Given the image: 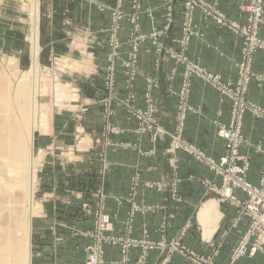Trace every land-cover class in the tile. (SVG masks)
Wrapping results in <instances>:
<instances>
[{
	"label": "rangeland",
	"instance_id": "374dc122",
	"mask_svg": "<svg viewBox=\"0 0 264 264\" xmlns=\"http://www.w3.org/2000/svg\"><path fill=\"white\" fill-rule=\"evenodd\" d=\"M140 1L143 10L151 11L150 16L147 15L146 17V14L143 13L140 15L137 24L141 34H147L143 30L145 19L148 18L153 24H157L156 15L153 14L154 10L161 11L162 24L160 26L152 25L150 32L163 30L167 25V8L173 5L170 28L166 34L157 36L155 41L146 39L141 43L133 80H130L126 75L127 71L123 65V60L128 51V46L125 45L128 33L124 29L123 33L119 34L123 44L117 49L118 58L113 63L115 69L113 89V87H109L108 81L106 88L105 77L108 67L111 66L108 61L110 53L108 30L112 23L111 8L116 5V0L110 4L106 3L105 0H39L38 72L35 75V81L36 86H39L37 96L39 105L41 108L44 106L43 112H46L45 115L48 119H46V124L43 127L42 125L38 126L34 132L35 156L41 158V161L36 171L34 197L39 207L38 212L32 217L31 264H145L146 250L155 247H163V251L166 252V256L158 258L156 264H169L172 254H181L195 264H218L216 259L220 254L219 251L224 252V254H226L225 251L228 254L231 253L230 248L233 239L230 236L220 235L224 223L223 211L218 205L219 202L214 198L216 196L211 195L205 196L204 201H212L211 204H215V206L217 203L221 217L215 225L214 232H216H213L210 237L203 236V227L199 220L200 209L197 210L198 215L195 212L189 221L187 219L174 227L171 224L173 234L164 243L134 237L132 235L134 214L138 213L143 216L155 208H151V206L149 208V206L136 200L138 187L141 184L148 188L152 186L157 189L162 187L157 185L155 181L144 180L139 168H136L130 177L126 195L114 197L117 204L126 202L128 206L130 204V207L122 221V234L115 235L112 233L114 224L105 207L106 177L111 167L108 159L110 147L130 148L141 156L150 152L141 147L143 138L148 136L152 142L167 137L169 150L173 153L180 150L174 149L172 142V135L178 122L177 102L176 117L172 127L167 128L161 125L156 112L157 100L152 96V91L160 87V80L150 76L141 67L139 57L143 43L151 42L155 54L154 68L159 72L163 67L162 63L170 58L164 57L162 54L158 55L155 52V44L164 45L174 51L180 50V37L172 39L177 44L176 46L168 45L165 41L177 24L175 18L176 4L181 6L179 11L181 22L183 21L184 0H181L182 2L179 0H167L166 2L159 0L155 8H144L142 0ZM206 1L211 2V0ZM2 3L3 5L0 7V62L6 66L9 59H15L17 76L20 78L31 66V43L29 40L31 24L27 12H22L23 8L21 7L25 3L29 8V0H2ZM124 5L126 6L125 9L129 10L127 3ZM27 8L24 7V10ZM93 10L100 13L109 12V25L107 27L103 29L93 27L95 20ZM194 23L198 26L195 20ZM123 27H129L128 21H123ZM175 33L179 35V30L176 29ZM202 37L203 33L201 32L200 37L193 36L191 40ZM187 49L188 47L185 49L186 57L200 65L197 59L189 56ZM157 58H159L158 65H156ZM181 67L182 69L179 71L176 68L170 70L169 78L167 77L169 82L178 74L181 86V75L185 71L183 66ZM200 67L205 69L201 65ZM119 76L123 77L120 90L117 88ZM138 78L144 81V88L141 92H136L135 81ZM232 81L234 80L232 79ZM254 84L256 83L254 82ZM59 85L64 86L65 91H67L63 97L57 91ZM148 91L150 92V101L146 97ZM140 99L146 106L139 107L137 105V100ZM189 105L192 107L190 102ZM41 108L39 107V109ZM149 108L152 113L150 119L163 129V133L154 134V131L149 129L150 122H142V115L144 112H148ZM106 110L109 113H106ZM117 112H120L126 121L134 123V127L131 129L120 127L115 122ZM38 113L40 114V112ZM48 115L50 116L48 117ZM107 125L115 130L107 131ZM127 131L134 134L133 142L114 141L115 135L124 134ZM262 163L261 158L260 167ZM105 165L106 169L104 170ZM173 176L170 179L169 192L172 200L179 202L182 200L178 192L181 179L177 175ZM102 213L109 216L111 229H108L106 234H94L88 237L87 233L92 231L96 217ZM88 219L92 220L90 227L83 224ZM78 222L83 225L77 226L75 223ZM127 222L130 223V228H128ZM167 226L168 224H165V227ZM129 230L130 234L126 235ZM190 234L193 237L198 235L200 241L203 239L201 241L203 248L214 242L216 246H213L214 248L210 253L201 254L187 246V241H184ZM107 237L120 238L121 241L118 239H116L117 241L108 240ZM126 237L129 238L125 239ZM108 246H117L120 249L121 256L117 261L109 262L107 260L106 248ZM131 248L141 249V254L135 261L131 260L128 255ZM99 251L101 257L98 261H94L92 258L91 262L90 256Z\"/></svg>",
	"mask_w": 264,
	"mask_h": 264
},
{
	"label": "crops",
	"instance_id": "0c3cea01",
	"mask_svg": "<svg viewBox=\"0 0 264 264\" xmlns=\"http://www.w3.org/2000/svg\"><path fill=\"white\" fill-rule=\"evenodd\" d=\"M105 2L110 4L113 3L114 0H105ZM158 2L159 0H142V5L144 8H155ZM217 2L219 9L229 18L237 21L241 25L247 23L246 13L242 9L243 4L247 2L246 0H217ZM180 7V4H176L175 18L177 24L169 33V36L165 41L168 45L176 46L177 44L172 41V39L180 37V27L182 24L179 11ZM153 14L156 15L157 24H153L151 20L150 23L148 18L145 19L143 26L144 32H150L152 25L160 26L162 24L161 11L154 10ZM93 16L95 18L93 27L103 29L109 25L108 11L100 13L93 10ZM194 20L203 33V37L193 38L189 42L187 49L189 56L197 59L200 65L208 71L220 74L224 80L234 79L236 77L234 63L240 58V50L242 46L241 38L235 33L218 26L212 19H202L198 10L194 13ZM176 29L177 31L179 30V35L175 33ZM260 34L264 36V23L261 26ZM123 36L124 35L122 34V37ZM139 60L141 67L150 76L156 77L160 80V87L152 91V96L157 100L156 112L159 123L167 128H171L176 117V92L180 89V76L176 74L170 82L167 80V77L169 78L168 74L171 69L176 68V70L179 71L182 67L180 64H176L173 60L168 59L162 63V69L157 72L154 68V46L149 41L143 43L140 50ZM253 68L256 73H262L264 75L263 51H257L255 53ZM122 83L123 77L119 76L117 78V88L119 90L122 88ZM135 84L136 92H141L144 88V81L138 78L136 79ZM248 98L264 107V85L258 87L254 83L251 84L248 91ZM189 102L195 111L189 112L186 116L183 137L189 142L195 144L206 155L218 157L222 154L225 143L224 140L218 136L217 128L213 121L217 119L225 124L228 123L230 103L226 100L220 102L219 93L198 77L192 78ZM137 105L139 107L146 106L141 99L137 100ZM115 122L120 127L127 129L134 127V123L126 121L120 112L116 113ZM242 133L245 139L254 144H260L262 148H264L263 120L256 119L252 117L251 114L246 113L243 117ZM134 139L135 136L130 131L114 136L115 142H133ZM168 140L167 137H162L157 142H152L149 140L148 136H145L142 140L141 147L145 151L150 152L141 156L138 155L135 150L130 148L116 146L110 147L111 150L109 151L108 159L110 160L111 167L106 177L105 207L107 212L111 215L114 224L113 234H122V221L130 207V204L128 206L126 202L117 204L114 197L126 195L128 192L130 177L136 168L140 169L144 180H149L151 182L155 181V183L157 182V185L162 187L158 189L153 188L155 186L148 188L143 184L138 187V196H136V200L139 203L149 206V208L150 206L151 208H155L148 211L143 216L138 213L134 214V228L132 230V235L134 237L145 238L153 242L161 241L164 243L169 240L173 234L171 224H173L174 227L179 223H183L187 219V221H189L193 218L195 212L198 215L197 210L199 209V220L202 223L203 236L210 237L215 230V225L221 217L218 205L223 211L222 218L224 219L220 235L229 224L230 218L234 215V209L226 203L219 202L218 205L216 203L215 206V204H211L212 201L205 202L203 188L198 180V178H208L213 182L220 184V178L205 164L195 160L182 150H178L176 153L171 152L169 150ZM241 151L252 154V170L249 177L254 183H257L261 157L253 154V149L246 145L242 146ZM173 175H177V177L181 179L178 192L180 193L182 200L179 202L172 200L169 192V183L170 179L174 177ZM236 194L240 197L244 196L243 193L239 191H237ZM216 200L218 201L217 198ZM208 208L210 209L206 213L205 211ZM216 209L220 214L219 218H216ZM206 214L209 215L206 216ZM171 215L173 216L172 219ZM78 223L75 224L77 226L84 224L87 227H90L92 225V220L88 219L83 224H80V222ZM165 224H168V226L165 227ZM245 229L246 223L243 222L239 227L231 230V232L226 235V237L230 236L233 239L231 248L235 244L238 236L242 234ZM184 241H187V246L201 254L210 253L214 248L213 246H216L214 242L213 244H207L205 246L206 249L203 248L204 246L201 242L203 239L200 241L198 235L193 237L190 234ZM106 249V256L109 262L117 261L120 258L121 251L117 246H108ZM219 253L220 254H218L216 259L218 264H264V254L262 253H258L254 257L242 258L238 261H231L230 252L228 254V252L225 251L226 254H224V252L221 253L219 251ZM140 254V248H131L128 252L129 257L133 261H135ZM146 255L147 258L145 264H156L158 258L166 256V252L163 251V247H155L146 250ZM169 264L195 263L191 262V260L181 254H172Z\"/></svg>",
	"mask_w": 264,
	"mask_h": 264
},
{
	"label": "built area",
	"instance_id": "2783aa9c",
	"mask_svg": "<svg viewBox=\"0 0 264 264\" xmlns=\"http://www.w3.org/2000/svg\"><path fill=\"white\" fill-rule=\"evenodd\" d=\"M167 0H165L166 2ZM242 6L247 16L245 25L229 18L219 9L217 0L211 2L206 0H184L182 8L181 36L179 39L180 50L174 51L161 44H155V52L158 55L168 57L176 64H180L185 69L181 75V86L176 92L177 95V126L172 135L174 149H180L195 160L205 164L216 176L220 178V184L213 182L208 178H198L203 188L204 196H216L218 202L226 203L234 209V215L230 218L229 224L222 235L226 236L231 230L239 227L243 222L246 223V229L240 234L231 248L230 259L237 261L246 257H254L258 253L264 254V148L260 144H254L245 139L242 133L243 117L246 113L251 114L256 119L264 121V107L254 103L247 98L251 84L254 82L258 86L264 85V76L253 70L254 55L257 51L264 52V36L260 34L261 26L264 23V0H246ZM127 3L129 10H126ZM173 6V5H172ZM172 6L167 8V25L163 30H153L147 34H141L138 28L140 15H151L148 9L143 10L140 0H116V5L111 8L112 23L109 28V49L108 61L111 66L108 67L105 77V86L107 81L109 87L114 89L115 69L113 63L118 58L117 49L123 44L119 34L125 29L128 38L125 45L128 46L126 58L123 65L126 69V75L130 80L135 76V66L138 60V51L141 43L146 39L156 40L157 36L166 34L170 28L173 13ZM198 10L202 19H212L218 26L223 27L242 40L240 58L234 63L236 78L224 80L220 74L212 73L201 68L200 65L186 57L185 49L193 36L200 37L199 26L194 23L193 17ZM123 21H128L129 27H123ZM159 64V58L156 59V65ZM197 76L204 80L219 93V101L224 100L230 103V115L228 123H223L217 119L213 121L217 128V134L224 140V150L218 157L206 155L195 144L185 140L182 136L185 118L187 112L194 110L188 102L190 95L191 79ZM150 101V92L146 94ZM106 113H109L106 110ZM150 108L144 112L142 122H150L149 129L154 134L163 133V129L156 125L150 118ZM148 129V127H147ZM148 129V130H149ZM107 131H113L114 128L106 126ZM154 140V138H152ZM243 145L253 149V154L260 156L263 160L262 166L258 171V182L254 183L249 174L251 172L253 156L249 152H242ZM106 165L104 166V170ZM242 192L240 197L236 192ZM132 219V218H131ZM128 228L130 223L127 222ZM111 229V222L108 215L99 214L94 222L92 231L88 232V237L94 234L103 235ZM95 232V233H94ZM130 234V230L126 235ZM129 237H126L127 239ZM109 240L118 241L120 238L107 237ZM101 252H94L90 258L98 261Z\"/></svg>",
	"mask_w": 264,
	"mask_h": 264
},
{
	"label": "bare ground",
	"instance_id": "6f19581e",
	"mask_svg": "<svg viewBox=\"0 0 264 264\" xmlns=\"http://www.w3.org/2000/svg\"><path fill=\"white\" fill-rule=\"evenodd\" d=\"M24 4L21 10L27 12L31 24L30 69L19 78L15 59H9L6 66L0 62V264H31L32 217L39 207L34 197L36 171L41 161L35 156L34 132L48 119L39 105L35 81L39 0H29V8ZM65 90L62 85L57 88L62 97ZM215 214L220 217L218 210Z\"/></svg>",
	"mask_w": 264,
	"mask_h": 264
}]
</instances>
